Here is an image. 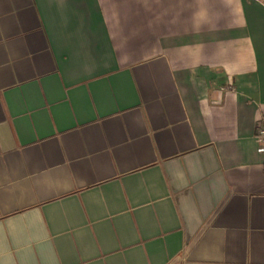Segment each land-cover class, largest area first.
<instances>
[{
    "label": "crops",
    "instance_id": "obj_1",
    "mask_svg": "<svg viewBox=\"0 0 264 264\" xmlns=\"http://www.w3.org/2000/svg\"><path fill=\"white\" fill-rule=\"evenodd\" d=\"M264 0H0V264H264Z\"/></svg>",
    "mask_w": 264,
    "mask_h": 264
},
{
    "label": "built area",
    "instance_id": "obj_2",
    "mask_svg": "<svg viewBox=\"0 0 264 264\" xmlns=\"http://www.w3.org/2000/svg\"><path fill=\"white\" fill-rule=\"evenodd\" d=\"M255 137L258 142L259 152L264 156V118L256 126Z\"/></svg>",
    "mask_w": 264,
    "mask_h": 264
}]
</instances>
